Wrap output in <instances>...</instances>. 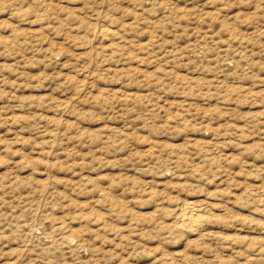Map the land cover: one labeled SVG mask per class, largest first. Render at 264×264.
<instances>
[{"label":"rangeland","instance_id":"obj_1","mask_svg":"<svg viewBox=\"0 0 264 264\" xmlns=\"http://www.w3.org/2000/svg\"><path fill=\"white\" fill-rule=\"evenodd\" d=\"M0 264H264V0H0Z\"/></svg>","mask_w":264,"mask_h":264},{"label":"bare ground","instance_id":"obj_2","mask_svg":"<svg viewBox=\"0 0 264 264\" xmlns=\"http://www.w3.org/2000/svg\"><path fill=\"white\" fill-rule=\"evenodd\" d=\"M198 211L200 212L196 206H193L188 202L183 204V206L179 208L178 212L174 214L173 219L176 224L175 226L190 229L192 231L198 230L202 224V219L199 215L200 213L198 214Z\"/></svg>","mask_w":264,"mask_h":264}]
</instances>
